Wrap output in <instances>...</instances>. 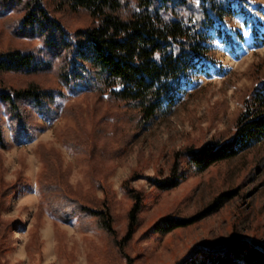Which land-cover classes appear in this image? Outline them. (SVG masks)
I'll use <instances>...</instances> for the list:
<instances>
[{
	"label": "rangeland",
	"instance_id": "1",
	"mask_svg": "<svg viewBox=\"0 0 264 264\" xmlns=\"http://www.w3.org/2000/svg\"><path fill=\"white\" fill-rule=\"evenodd\" d=\"M47 3L72 29L89 22L84 13L56 7V0ZM249 9L264 23V0H250ZM23 13L22 7L0 8V51L17 47L47 57L39 36L15 34ZM246 21L242 14L227 19L234 44L215 38L214 55L221 70L202 76L171 113L149 120L136 107L104 99L98 91L64 85L59 59L36 74L7 75L14 85L32 81L60 91L58 101L65 107L53 120L32 112L34 132L23 141L15 140L11 118L3 105L0 108L10 143L0 147V189L10 188L0 217L15 223L2 264H174L196 244L218 247L234 236L264 242V140L203 172L180 156L186 177L170 191H160L144 176L167 177L178 153L232 136L245 100L264 81V44L254 43L253 26ZM46 152L60 158L75 193L86 196L95 189L103 198L95 178L115 193L116 235L93 222L66 221L51 211L41 189L48 170ZM134 173L141 175L131 185L141 191L142 210L138 225L121 246L134 203L124 182ZM227 192H232L228 200L211 210L214 199ZM163 218L192 220L169 231L153 230Z\"/></svg>",
	"mask_w": 264,
	"mask_h": 264
},
{
	"label": "trees",
	"instance_id": "2",
	"mask_svg": "<svg viewBox=\"0 0 264 264\" xmlns=\"http://www.w3.org/2000/svg\"><path fill=\"white\" fill-rule=\"evenodd\" d=\"M56 7L71 13H84L89 22L72 29L50 8L47 0H0V8L11 11L22 7L18 21L19 36H39L46 55L35 51L10 48L0 51V108L3 105L11 118L16 141L28 140L34 132L29 121L32 112L53 120L62 115L64 105L58 92L37 82L11 84L7 75L36 74L52 68L60 60L61 82L84 92H100L105 99L123 102L139 109L144 119L171 113L185 98L189 89L202 76L220 71L214 55L215 38L234 44V34L227 19L242 14L252 24L254 43L264 44V23L250 11V0H56ZM237 35L243 34L236 30ZM264 140V81L244 102V109L234 125V132L225 140H209L200 147H188L176 156L171 174L164 178L144 175L160 191H170L181 184L186 172L180 169L179 157L203 172L214 164L231 159ZM10 143L4 135L0 115V147ZM47 158V159H46ZM46 179L42 193L51 211L66 221L78 218L93 222L109 235H116L115 193L99 178L97 189L86 196L75 193L62 170L60 158L46 152ZM141 177L132 174L124 187L134 200L128 216V233L132 235L140 220L141 191L131 181ZM0 212L10 188L0 189ZM232 192L218 195L211 210L228 200ZM192 219L163 218L153 230L169 231L182 227ZM15 223L0 217V264L10 249L9 233ZM9 242V243H8ZM174 264H264V242L234 236L222 246L196 244Z\"/></svg>",
	"mask_w": 264,
	"mask_h": 264
}]
</instances>
